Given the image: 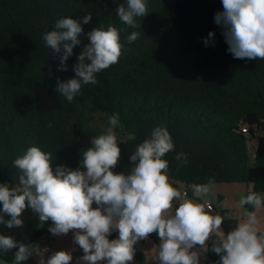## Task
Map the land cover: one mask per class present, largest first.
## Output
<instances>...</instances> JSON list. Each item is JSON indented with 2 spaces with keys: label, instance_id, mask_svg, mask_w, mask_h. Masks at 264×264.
Wrapping results in <instances>:
<instances>
[{
  "label": "trees",
  "instance_id": "obj_1",
  "mask_svg": "<svg viewBox=\"0 0 264 264\" xmlns=\"http://www.w3.org/2000/svg\"><path fill=\"white\" fill-rule=\"evenodd\" d=\"M126 2L0 0V184L18 183L21 172L13 161L31 146L51 153L54 172L57 166L77 169L91 138L103 134L108 117L118 114L123 128L115 129L121 155L114 172L129 173L130 155L161 126L175 146L163 157L173 187L182 184L193 199L191 187L204 184H246L251 192L264 193V60L236 59L228 52L223 28L214 19L223 11L222 0H146L148 14L135 18V28L116 14ZM88 13L92 19L82 24L85 35L67 61L68 70H58L59 55L45 45L43 35L60 18L79 21ZM110 24L125 29L118 62L68 102L55 90L57 79L75 76L86 34ZM134 31L139 36L128 43ZM178 153L186 154L187 163L176 160ZM237 225L226 218L221 227L227 234ZM50 226L51 220L42 223L27 244L49 239ZM218 238L213 234L208 246ZM147 239L160 245L155 233ZM17 250H0V259L15 264ZM139 259L142 264V255ZM217 260L218 254L206 253L205 264Z\"/></svg>",
  "mask_w": 264,
  "mask_h": 264
},
{
  "label": "clouds",
  "instance_id": "obj_2",
  "mask_svg": "<svg viewBox=\"0 0 264 264\" xmlns=\"http://www.w3.org/2000/svg\"><path fill=\"white\" fill-rule=\"evenodd\" d=\"M223 11L215 14V22L223 28L228 52L236 59L264 60V0H222ZM119 20L135 28V18L148 14L146 0H127L116 8ZM92 14L81 20L60 18L54 29L43 35L45 45L59 55L60 71H67V61L73 49L81 45L85 35L82 24H88ZM111 24L107 30L99 27L88 32V43L80 50L73 66L75 76L57 79L56 91L68 102L80 94L84 85L98 83L96 74L118 62L123 45L120 33ZM132 32L128 43L137 40ZM209 37H214L210 32ZM205 45L208 44L206 39ZM62 53V54H61ZM106 131L90 140L82 154L80 165L72 170L51 167V153L31 146L17 157L13 165L21 172L18 183L0 184V224L7 228H22L21 218L26 208L38 215L40 222L52 221L49 232L54 236L73 232V242L83 251L76 264H129L135 245L155 233L160 241L159 264H201L206 253L219 256L215 264H264V231L258 227L256 212L264 208V193L251 192L242 197L239 205H252L256 211L245 212L246 220L227 234L221 231L223 218L213 214L210 204L196 202L173 187L166 175L169 163L163 157L174 151V142L166 127L157 126L148 139L130 155L131 171L116 173L113 169L121 150L115 129L123 128L119 115L108 117ZM176 160L187 163L184 153ZM211 183V182H209ZM193 196L207 195L209 185L192 186ZM179 201L174 213L172 202ZM97 207L93 208V204ZM6 214L10 219H5ZM118 231L116 239L109 236ZM215 234L211 246L206 243ZM14 253L15 264H22L34 254L38 264H72V250H59L45 259L48 248L17 241L0 234V250Z\"/></svg>",
  "mask_w": 264,
  "mask_h": 264
},
{
  "label": "crops",
  "instance_id": "obj_3",
  "mask_svg": "<svg viewBox=\"0 0 264 264\" xmlns=\"http://www.w3.org/2000/svg\"><path fill=\"white\" fill-rule=\"evenodd\" d=\"M242 184H229L225 187H219V188H213L212 190V197L215 200L212 199H206L201 200L200 198L198 202L204 203V202H212L215 204L217 212L215 214L221 215L223 219H232L236 220L239 223L241 221H245L246 217L244 213L246 212L244 205L240 206L239 201L242 197H246L249 192L252 191V186L249 185H243ZM185 190V186L181 188L180 191ZM192 191V190H191ZM193 194V191H192ZM219 198H222L221 200V206H219L216 201L219 202ZM193 199V198H192ZM178 202L177 200H174L172 202V209L170 210V213H174L175 211V203ZM97 206H94L95 208ZM223 212L225 214H223ZM257 218L259 221L258 227L261 231H264V210L261 208L259 211L256 212ZM221 231L222 227H221ZM116 233L115 239L118 237V231H114ZM209 241L206 243L208 244ZM39 248H48L50 249L49 252L45 253V259H47L48 256L51 255L54 251L59 250H72L73 248L79 249L82 251V249L79 248L78 245H75L73 242V232L70 231L67 235H61V236H53V238L45 239L36 244ZM159 246L154 244L149 239H142L137 242L135 247V254L132 261L129 262V264H141V261L139 259L140 255H142V264H159L158 260V253H159ZM73 261L72 264H76V257L75 252H73ZM30 258L33 259V264H38L39 257L38 256H31ZM206 258L201 259V264H205ZM103 264V262H101Z\"/></svg>",
  "mask_w": 264,
  "mask_h": 264
},
{
  "label": "rangeland",
  "instance_id": "obj_4",
  "mask_svg": "<svg viewBox=\"0 0 264 264\" xmlns=\"http://www.w3.org/2000/svg\"><path fill=\"white\" fill-rule=\"evenodd\" d=\"M235 184H239V183H235ZM226 185H229V184H210L209 185V189H210L209 193L207 195H203V196H201L199 198L201 200H206V199H212V200H214L213 197H212V194H213L212 193V190H213V188L225 187ZM243 185H246V184H242L241 186H243ZM182 187H183L182 184H178V190H181ZM191 190L193 191L192 187H191ZM194 199L196 200V202H198V200H199V199H196V198H194ZM216 203L219 206H221V202L216 201ZM0 209H2V206H0ZM0 214H3V213L0 212ZM4 215H5V219L6 220L7 219H10V217H8L6 214H4ZM21 218L24 221V226L22 228H12V229H9L5 225L0 224V234L6 235V236H11L14 239H16L17 241H20V242H23V243H26L27 244V241L32 237L33 233L35 231L41 229L42 222H40V220L38 218V215L36 213H34L31 210V208H26L22 212ZM242 222H244V221H241V223ZM34 246H36V244ZM74 252H75V257L76 258L77 257H80V256H82L84 254L83 251H80L79 249H76ZM33 256H36V255L34 254ZM0 264H6V263L0 259Z\"/></svg>",
  "mask_w": 264,
  "mask_h": 264
},
{
  "label": "built area",
  "instance_id": "obj_5",
  "mask_svg": "<svg viewBox=\"0 0 264 264\" xmlns=\"http://www.w3.org/2000/svg\"><path fill=\"white\" fill-rule=\"evenodd\" d=\"M248 129L247 128H244L243 129V132L244 133H248V131H247ZM184 191H186L187 192V195H188V198H190V199H192L191 197H190V195H189V193H188V191L185 189V190H183V191H181L182 193L184 192ZM179 202V201H178ZM202 204H205V202L204 203H202ZM207 204H210L211 206H212V209H213V214H215L216 212H217V209H216V206H215V204L214 203H212V202H207L206 204H205V206L207 207ZM53 236L54 235H50L49 236V238H53Z\"/></svg>",
  "mask_w": 264,
  "mask_h": 264
},
{
  "label": "water",
  "instance_id": "obj_6",
  "mask_svg": "<svg viewBox=\"0 0 264 264\" xmlns=\"http://www.w3.org/2000/svg\"><path fill=\"white\" fill-rule=\"evenodd\" d=\"M202 169H204V166H201Z\"/></svg>",
  "mask_w": 264,
  "mask_h": 264
}]
</instances>
